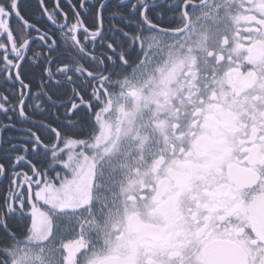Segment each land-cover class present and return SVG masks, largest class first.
<instances>
[{
    "label": "snow or ice",
    "instance_id": "1",
    "mask_svg": "<svg viewBox=\"0 0 264 264\" xmlns=\"http://www.w3.org/2000/svg\"><path fill=\"white\" fill-rule=\"evenodd\" d=\"M0 264H264V0H0Z\"/></svg>",
    "mask_w": 264,
    "mask_h": 264
}]
</instances>
